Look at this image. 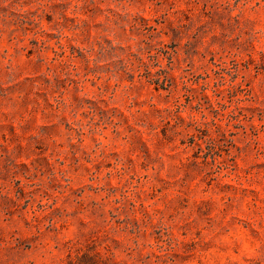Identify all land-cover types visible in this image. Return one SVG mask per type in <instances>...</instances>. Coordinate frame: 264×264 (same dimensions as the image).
<instances>
[{"label":"rangeland","instance_id":"374dc122","mask_svg":"<svg viewBox=\"0 0 264 264\" xmlns=\"http://www.w3.org/2000/svg\"><path fill=\"white\" fill-rule=\"evenodd\" d=\"M10 262L264 264V0H0Z\"/></svg>","mask_w":264,"mask_h":264},{"label":"clouds","instance_id":"9594fccd","mask_svg":"<svg viewBox=\"0 0 264 264\" xmlns=\"http://www.w3.org/2000/svg\"><path fill=\"white\" fill-rule=\"evenodd\" d=\"M4 259L6 260V259H7V257H5ZM10 264H11V262H10Z\"/></svg>","mask_w":264,"mask_h":264}]
</instances>
